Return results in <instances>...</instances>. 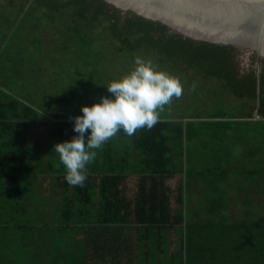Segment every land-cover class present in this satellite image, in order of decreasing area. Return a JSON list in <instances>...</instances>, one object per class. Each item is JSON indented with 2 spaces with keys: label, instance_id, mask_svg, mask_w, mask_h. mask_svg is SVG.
<instances>
[{
  "label": "trees",
  "instance_id": "trees-1",
  "mask_svg": "<svg viewBox=\"0 0 264 264\" xmlns=\"http://www.w3.org/2000/svg\"><path fill=\"white\" fill-rule=\"evenodd\" d=\"M20 4L46 19L70 14L78 35L82 26L99 28L89 43L110 46L123 67L141 57L157 68L220 79L242 111L229 120L159 119L131 136L119 130L95 150L84 184L70 185L52 146L75 135L72 120L53 117L51 104L42 109L0 83V264L21 258L34 264L39 240L51 231L84 232L92 252L110 264L135 249L137 262L127 264H264V202L249 197L264 195V58L257 94L254 54L243 66L244 53L235 48L185 38L103 0ZM73 93L57 103L70 104ZM257 103L260 119L253 120ZM43 121L50 126L44 143L32 132ZM176 177L172 187L168 180ZM233 198L253 215L234 220ZM166 230L177 234L174 249Z\"/></svg>",
  "mask_w": 264,
  "mask_h": 264
},
{
  "label": "rangeland",
  "instance_id": "rangeland-1",
  "mask_svg": "<svg viewBox=\"0 0 264 264\" xmlns=\"http://www.w3.org/2000/svg\"><path fill=\"white\" fill-rule=\"evenodd\" d=\"M20 1L25 3V0H0V83L42 109L51 104V115L59 119L79 114L81 105L91 104L101 95L111 96L105 85L127 74L133 67H123L119 53L116 55L108 45L103 47L101 41L89 43L88 38L91 35L98 37L101 30L82 26L79 36L71 30L74 20L70 14L62 19H46L41 13L43 11L37 8H32L30 14L28 6L22 8ZM241 52L244 53L242 64L246 66L247 57L252 54ZM162 70L179 78L182 92L159 110V119L229 120L232 118L227 116L235 117L242 111V107L237 105L240 100L231 95L220 79L200 75L193 69L188 73ZM71 91L74 95L70 104L57 103L60 96H69ZM216 113H223L224 118H210ZM49 130L47 121L34 123L32 127L34 136L41 138L43 143ZM177 182L178 177L168 180L171 186ZM134 183L135 179H128L129 194L135 188ZM259 184L258 181L252 189L255 190ZM41 185L48 195L47 181ZM253 195L255 202H264L262 193L255 192L249 197ZM231 210L234 220L253 215V210L244 200L237 198H233ZM152 260L154 258L151 257ZM17 263L27 264L28 260L23 263L18 260Z\"/></svg>",
  "mask_w": 264,
  "mask_h": 264
},
{
  "label": "clouds",
  "instance_id": "clouds-1",
  "mask_svg": "<svg viewBox=\"0 0 264 264\" xmlns=\"http://www.w3.org/2000/svg\"><path fill=\"white\" fill-rule=\"evenodd\" d=\"M134 64L127 74L105 85L111 96L81 105L80 113L70 117L75 135L52 146L68 184H84L86 165L96 157L95 150L119 130L131 136L138 128H151L159 120V110L181 95L178 77L141 57H135Z\"/></svg>",
  "mask_w": 264,
  "mask_h": 264
},
{
  "label": "water",
  "instance_id": "water-1",
  "mask_svg": "<svg viewBox=\"0 0 264 264\" xmlns=\"http://www.w3.org/2000/svg\"><path fill=\"white\" fill-rule=\"evenodd\" d=\"M103 1L122 12L158 22L185 38L254 54L258 94L259 59L264 58V0ZM257 109L258 103L253 120L260 119Z\"/></svg>",
  "mask_w": 264,
  "mask_h": 264
},
{
  "label": "crops",
  "instance_id": "crops-1",
  "mask_svg": "<svg viewBox=\"0 0 264 264\" xmlns=\"http://www.w3.org/2000/svg\"><path fill=\"white\" fill-rule=\"evenodd\" d=\"M51 232L52 233H48L49 236H44V238L41 237L39 240L41 246L36 253H34V264H110V261L107 260L106 262L99 252H97V254L92 252L84 232ZM165 236H167V240L171 242L169 247L174 249L177 240L175 230H166ZM131 237L135 241L137 236L133 235ZM135 253L136 249L114 260L118 261L117 264H127L132 261L135 263L137 262ZM20 262H24L22 258ZM115 262L116 261H112L111 264ZM27 264H29V261Z\"/></svg>",
  "mask_w": 264,
  "mask_h": 264
}]
</instances>
